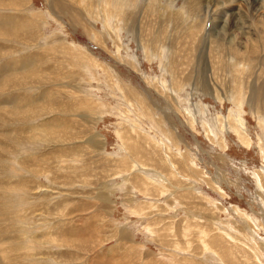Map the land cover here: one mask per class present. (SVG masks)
Masks as SVG:
<instances>
[{"label": "rangeland", "instance_id": "obj_1", "mask_svg": "<svg viewBox=\"0 0 264 264\" xmlns=\"http://www.w3.org/2000/svg\"><path fill=\"white\" fill-rule=\"evenodd\" d=\"M58 1L0 0V264H264V0Z\"/></svg>", "mask_w": 264, "mask_h": 264}, {"label": "bare ground", "instance_id": "obj_2", "mask_svg": "<svg viewBox=\"0 0 264 264\" xmlns=\"http://www.w3.org/2000/svg\"><path fill=\"white\" fill-rule=\"evenodd\" d=\"M256 1H258V0H256ZM256 5H257V3H256ZM63 6V4H62V0L61 1H58V7H62ZM260 6V5H259ZM262 17V16H261ZM256 24V23H255ZM218 36V35H217ZM259 89V88H258ZM258 91V93L260 92L261 93V89H260V91L259 90H257ZM255 89L252 91V95H251V100H252V97H253V100H254V97L257 95V92ZM264 94V93H263ZM259 95V94H258ZM260 97H261V94H260ZM252 100V101H253ZM254 102V101H253Z\"/></svg>", "mask_w": 264, "mask_h": 264}]
</instances>
